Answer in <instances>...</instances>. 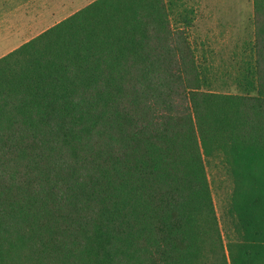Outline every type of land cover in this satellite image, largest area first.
<instances>
[{
  "label": "trees",
  "instance_id": "obj_1",
  "mask_svg": "<svg viewBox=\"0 0 264 264\" xmlns=\"http://www.w3.org/2000/svg\"><path fill=\"white\" fill-rule=\"evenodd\" d=\"M211 88L174 0H94L0 58V264H264V0ZM234 181L224 220L207 163Z\"/></svg>",
  "mask_w": 264,
  "mask_h": 264
},
{
  "label": "rangeland",
  "instance_id": "obj_2",
  "mask_svg": "<svg viewBox=\"0 0 264 264\" xmlns=\"http://www.w3.org/2000/svg\"><path fill=\"white\" fill-rule=\"evenodd\" d=\"M93 0H82L84 7ZM182 9H194V25L189 29L198 60L208 67L211 88L219 92H237V64L254 34L253 0H174ZM60 13L58 14V16ZM57 17L50 16L52 18ZM217 211L224 220L230 206L234 181L222 166L208 162Z\"/></svg>",
  "mask_w": 264,
  "mask_h": 264
},
{
  "label": "crops",
  "instance_id": "obj_3",
  "mask_svg": "<svg viewBox=\"0 0 264 264\" xmlns=\"http://www.w3.org/2000/svg\"><path fill=\"white\" fill-rule=\"evenodd\" d=\"M81 1L0 0V58L80 10Z\"/></svg>",
  "mask_w": 264,
  "mask_h": 264
}]
</instances>
